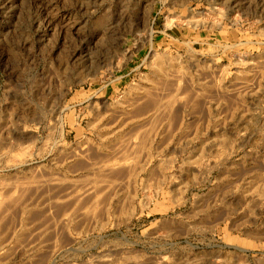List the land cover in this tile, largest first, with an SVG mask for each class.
Masks as SVG:
<instances>
[{
	"label": "rangeland",
	"instance_id": "374dc122",
	"mask_svg": "<svg viewBox=\"0 0 264 264\" xmlns=\"http://www.w3.org/2000/svg\"><path fill=\"white\" fill-rule=\"evenodd\" d=\"M0 264H264V0H0Z\"/></svg>",
	"mask_w": 264,
	"mask_h": 264
}]
</instances>
